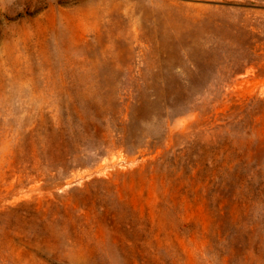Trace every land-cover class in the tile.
Wrapping results in <instances>:
<instances>
[{"label":"rangeland","instance_id":"1","mask_svg":"<svg viewBox=\"0 0 264 264\" xmlns=\"http://www.w3.org/2000/svg\"><path fill=\"white\" fill-rule=\"evenodd\" d=\"M0 264H264V0H0Z\"/></svg>","mask_w":264,"mask_h":264},{"label":"trees","instance_id":"2","mask_svg":"<svg viewBox=\"0 0 264 264\" xmlns=\"http://www.w3.org/2000/svg\"><path fill=\"white\" fill-rule=\"evenodd\" d=\"M254 163L255 167H259V162L254 160L253 158L251 159H245V158H238V159H234V157H223V159L221 160V164H219V162L217 163V167L220 166V169H223L225 171H230L232 170L234 167H236V164H242V165H247L250 163Z\"/></svg>","mask_w":264,"mask_h":264}]
</instances>
